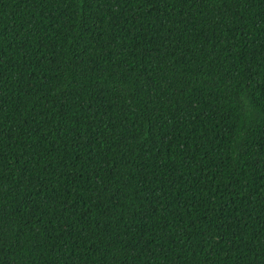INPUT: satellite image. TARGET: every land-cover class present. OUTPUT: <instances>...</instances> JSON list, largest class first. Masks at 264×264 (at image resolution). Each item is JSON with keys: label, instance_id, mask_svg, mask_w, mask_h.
<instances>
[{"label": "trees", "instance_id": "trees-1", "mask_svg": "<svg viewBox=\"0 0 264 264\" xmlns=\"http://www.w3.org/2000/svg\"><path fill=\"white\" fill-rule=\"evenodd\" d=\"M0 264H264V0H0Z\"/></svg>", "mask_w": 264, "mask_h": 264}]
</instances>
